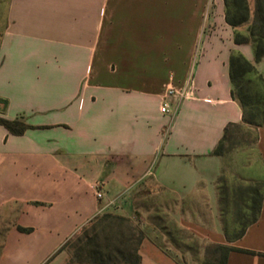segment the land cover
Listing matches in <instances>:
<instances>
[{"label": "crops", "instance_id": "0c3cea01", "mask_svg": "<svg viewBox=\"0 0 264 264\" xmlns=\"http://www.w3.org/2000/svg\"><path fill=\"white\" fill-rule=\"evenodd\" d=\"M207 4L8 0L0 116L33 128L14 136L0 126V264H61L60 248L98 215L132 217L130 199L144 187L204 199L217 230L181 222L253 253L232 251L227 264H264V198L241 239L227 243L218 229L224 158L212 152L224 128L242 121L229 57L237 51L252 62L253 52L234 44L223 0L200 46ZM186 82L191 95L174 115L161 113L167 89ZM256 150L241 177L264 183L263 128ZM139 255L141 264H177L149 238Z\"/></svg>", "mask_w": 264, "mask_h": 264}, {"label": "trees", "instance_id": "16d2710c", "mask_svg": "<svg viewBox=\"0 0 264 264\" xmlns=\"http://www.w3.org/2000/svg\"><path fill=\"white\" fill-rule=\"evenodd\" d=\"M223 5L224 20L233 29L234 44L249 45L253 52V62L248 61L240 52L233 51L230 54L231 96L241 108L242 121L239 124L230 123L224 128L223 136L212 152V155L216 157H223L225 143L233 140L239 134L242 139L254 135L252 144L256 146L257 130L264 129V77L257 75L263 88L262 98L255 99L243 85V80L246 77L256 74L255 65L264 60V0H254L252 17L247 0H223ZM245 24L248 26L246 36L238 32V28ZM0 105L2 106L0 114H3L7 102L0 99ZM0 126L14 136L23 135L26 130L33 128L20 118L8 120L2 116H0ZM221 181H223L222 176L216 182V191L219 213L224 220L230 195L227 186H219ZM262 187V183H256L245 190L241 186L239 187L241 202L245 207L242 210H244V214H249L250 218L246 222L238 223V220L240 222L244 219L243 212L240 210L239 217H236L237 221L234 222V224H240L237 232L234 235H229L228 229L223 228L222 233L227 243L241 239L246 229L257 222L264 198V188ZM145 238L147 236L144 231L132 219L107 213L92 219L88 226L83 227L72 240H68L59 252L68 250L69 259L65 264H141L139 248ZM156 246L163 251L160 246L157 244ZM232 251L253 254L226 244L210 243L205 248L202 264H227L228 255Z\"/></svg>", "mask_w": 264, "mask_h": 264}, {"label": "rangeland", "instance_id": "374dc122", "mask_svg": "<svg viewBox=\"0 0 264 264\" xmlns=\"http://www.w3.org/2000/svg\"><path fill=\"white\" fill-rule=\"evenodd\" d=\"M7 2L8 0H0V35L4 32L6 27ZM247 4L250 8L252 17L254 0H247ZM215 7V0H208L205 10L203 37L200 46L203 44L206 36L214 28L211 17L214 15ZM247 27V24L240 26L238 32L246 36ZM250 50V52H252L251 47ZM255 70L256 74L250 75L248 78L246 77L243 80V85L248 93L257 99L263 94V88L257 75L264 77V60L255 66ZM3 100L6 101V99ZM1 107L0 105V109ZM253 138L254 135H250L242 139L241 134H239L224 145V164L220 174L223 181H221L222 184L220 183L219 186H227L229 188L230 199L224 220H222L218 212V229L221 233L223 232V228L226 227L229 235H234L240 228V224H234V222L237 221L236 217H239V211L245 208L244 204L241 202L239 187L241 186V188L245 190V188L254 186L257 183L241 177L243 168L257 160L256 146L252 144ZM232 184H234V186H232ZM262 184V188H264V183ZM130 203L132 209L134 208L132 217H126L122 214H116L115 212L109 213L130 218L135 221L139 228L144 231L147 238L160 246L168 256L178 263L202 264L206 246L210 243L218 244L210 238L208 233L199 232L193 225L182 223L179 219L182 216L186 222H192L194 224L197 222L210 232L217 230V227H215V218L209 212V207L204 199H191L190 201L181 202L179 199L166 196L163 191L154 189L149 192L147 188L144 187L133 194ZM248 205L250 206V203ZM180 210L183 212L182 214ZM191 210H197V213H191ZM242 212L244 219L240 222L238 220V223L246 222L250 218L249 214H244V210H242ZM88 224L86 226H88ZM80 231L70 240L78 235ZM59 257L61 264H65L69 259L68 250L61 251Z\"/></svg>", "mask_w": 264, "mask_h": 264}, {"label": "built area", "instance_id": "2783aa9c", "mask_svg": "<svg viewBox=\"0 0 264 264\" xmlns=\"http://www.w3.org/2000/svg\"><path fill=\"white\" fill-rule=\"evenodd\" d=\"M191 95L190 82H186L181 88H169L162 98L160 112L174 115L180 104ZM101 193H96V198L101 199Z\"/></svg>", "mask_w": 264, "mask_h": 264}]
</instances>
